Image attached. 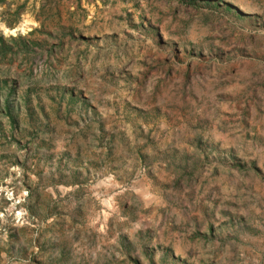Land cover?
I'll return each mask as SVG.
<instances>
[{
    "label": "rangeland",
    "instance_id": "1",
    "mask_svg": "<svg viewBox=\"0 0 264 264\" xmlns=\"http://www.w3.org/2000/svg\"><path fill=\"white\" fill-rule=\"evenodd\" d=\"M0 264H264V0H0Z\"/></svg>",
    "mask_w": 264,
    "mask_h": 264
}]
</instances>
